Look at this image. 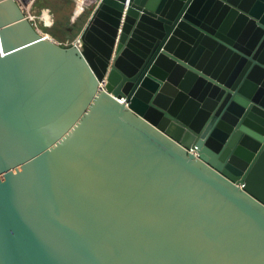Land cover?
Segmentation results:
<instances>
[{"label": "water", "instance_id": "1", "mask_svg": "<svg viewBox=\"0 0 264 264\" xmlns=\"http://www.w3.org/2000/svg\"><path fill=\"white\" fill-rule=\"evenodd\" d=\"M0 264H264V0H0Z\"/></svg>", "mask_w": 264, "mask_h": 264}, {"label": "built area", "instance_id": "2", "mask_svg": "<svg viewBox=\"0 0 264 264\" xmlns=\"http://www.w3.org/2000/svg\"><path fill=\"white\" fill-rule=\"evenodd\" d=\"M38 0H14L20 12L23 14L24 19H26L31 27L39 35L47 33L44 28L50 27L55 24L54 14L48 9H39L37 7ZM76 4L74 10V19L70 20L72 23L74 20L80 19L85 11H89V17L93 14L94 10L97 8L102 0H72ZM77 22V21H76ZM50 35V34H49ZM51 40L60 44L61 46H69L68 40L65 42L57 40L54 36L50 35ZM79 37V35H78ZM78 39V38H77ZM77 39H74L71 43L74 44ZM240 187H242L240 185Z\"/></svg>", "mask_w": 264, "mask_h": 264}, {"label": "trees", "instance_id": "3", "mask_svg": "<svg viewBox=\"0 0 264 264\" xmlns=\"http://www.w3.org/2000/svg\"><path fill=\"white\" fill-rule=\"evenodd\" d=\"M42 7H47L53 10L55 22L58 24L61 34H64V37H65L67 34V29H65L64 26L68 27L71 25L69 17L72 16V13L76 8V4L71 1L62 2L59 0L58 3L56 4H54L53 1H46L45 3H43ZM67 7L69 8L67 9ZM52 36L57 37L55 34H53Z\"/></svg>", "mask_w": 264, "mask_h": 264}, {"label": "rangeland", "instance_id": "4", "mask_svg": "<svg viewBox=\"0 0 264 264\" xmlns=\"http://www.w3.org/2000/svg\"><path fill=\"white\" fill-rule=\"evenodd\" d=\"M46 1H53L54 4L58 3L59 0H38L37 1V7L36 8H39V9H48L50 10L52 13H53V10L52 9H49L47 7H42L43 6V3H45ZM62 2H73L72 0H60ZM69 7H67L68 9ZM88 13L89 11H85L83 14V16L80 18L79 22H78V25L74 28V30L72 31V41L74 39H77L78 38V35L80 34V31H81V25H82V22L84 21V19L88 16ZM68 19V18H67ZM69 19H74V11L72 13V16L69 17ZM78 21V20H77ZM44 31L47 32L48 34L50 35H53L55 34L57 37H55L57 40L59 41H62V42H65L66 41V38L64 37V34H61V31H60V28L58 26V24L55 22L54 25L50 26V27H46L44 28ZM72 43L69 42V45H71Z\"/></svg>", "mask_w": 264, "mask_h": 264}, {"label": "bare ground", "instance_id": "5", "mask_svg": "<svg viewBox=\"0 0 264 264\" xmlns=\"http://www.w3.org/2000/svg\"><path fill=\"white\" fill-rule=\"evenodd\" d=\"M40 36L43 37L44 39H51V37H50V35H49L48 33H44L43 35H40ZM111 65H112V63H111V61H110V62H109V68L111 67ZM104 81H105V80H104ZM104 81L100 82V86L103 85ZM118 101H119L120 103H121V102L125 103V99H124V97H121ZM188 151L191 152V153H194V154L196 155V153H195L194 150H192V149H188Z\"/></svg>", "mask_w": 264, "mask_h": 264}, {"label": "crops", "instance_id": "6", "mask_svg": "<svg viewBox=\"0 0 264 264\" xmlns=\"http://www.w3.org/2000/svg\"><path fill=\"white\" fill-rule=\"evenodd\" d=\"M88 16H89V13H88ZM88 16L84 19V21L82 22V25H81V31H82V29L84 28V26L86 25V23H87V20H88ZM78 20V21H77ZM76 21H77V25H78V22H79V20L80 19H77ZM76 25V26H77ZM81 31H80V33H81Z\"/></svg>", "mask_w": 264, "mask_h": 264}]
</instances>
